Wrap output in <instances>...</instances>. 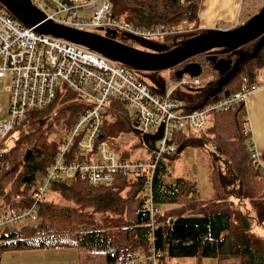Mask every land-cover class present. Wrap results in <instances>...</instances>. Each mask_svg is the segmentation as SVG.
Instances as JSON below:
<instances>
[{
    "label": "trees",
    "instance_id": "1",
    "mask_svg": "<svg viewBox=\"0 0 264 264\" xmlns=\"http://www.w3.org/2000/svg\"><path fill=\"white\" fill-rule=\"evenodd\" d=\"M112 2V17L136 26L171 29L187 21L190 32L168 36L174 46L206 31L200 26L201 0ZM247 48L253 53L255 46L250 43ZM208 66L206 95L198 107L206 103L208 95L207 102H215L240 91L245 80L253 83L257 69L264 66V46L214 94L211 92L219 86L221 74L213 63ZM177 67L179 75L175 78L185 68ZM90 106L71 89L58 91L51 105L31 111L15 127L18 136L12 146L0 144L4 216L11 210L31 207L34 191L58 160L60 147L80 114ZM105 110L101 129L104 137L122 135L133 128L128 108L118 97H113ZM50 119L66 129L64 139L52 138L56 131L54 125H46ZM247 122L246 107L241 103L214 113L210 127L198 137L192 130L175 134L179 147L215 146L212 155L225 167L220 179L222 186L230 188L227 195L198 199L195 186L183 178L167 181L169 165L163 157L152 178L153 198L161 210L153 217L147 205L146 175H121L112 184L94 186L85 176L59 172L50 189L55 196L49 197V191L37 206L39 222L1 228L0 264L6 251L58 248H76L78 264H152L153 256L159 264H166L167 257H193L197 264L204 258H215L218 264H264V235L256 230L264 229V167L254 156ZM28 151L36 155L33 161L26 159ZM62 173L71 181L58 179Z\"/></svg>",
    "mask_w": 264,
    "mask_h": 264
},
{
    "label": "built area",
    "instance_id": "2",
    "mask_svg": "<svg viewBox=\"0 0 264 264\" xmlns=\"http://www.w3.org/2000/svg\"><path fill=\"white\" fill-rule=\"evenodd\" d=\"M31 1L47 19L80 31L104 26L115 33L122 32L125 38L129 34L144 40L191 31L187 21L182 23V28L170 29L161 26L140 27L124 19L113 18L112 0H105L102 4H99L100 0ZM88 9L93 11L91 17H83L81 10ZM204 81L206 77L189 80L182 76L178 84L165 94H160L141 82L133 68L67 39L39 34L0 6V82L6 83L10 93V117L0 118V138H6L28 118L31 111L51 105L58 91L66 88L91 105L80 114L61 145L58 160L33 193L31 207L9 211L0 219V230L6 225L23 226L39 222L37 206L44 201L59 172L69 176H85L94 186L112 184L121 175H146L147 205L154 217L161 210L153 198L152 178L160 159L177 153L176 132L206 131L211 124V115L245 103L254 90L262 87L261 84L245 80L240 91L196 108L186 106L176 96V90L182 83L197 86ZM59 82L61 85H58ZM113 97H118L135 111L141 135L152 128L155 129L152 134L156 133L164 123L163 136L156 142L157 150L151 160L121 158L101 136L102 114ZM2 110L0 103V112ZM95 144H98L96 150ZM75 149L78 150L76 153ZM254 156L257 158L256 153ZM153 258L152 264H158L155 256Z\"/></svg>",
    "mask_w": 264,
    "mask_h": 264
},
{
    "label": "rangeland",
    "instance_id": "3",
    "mask_svg": "<svg viewBox=\"0 0 264 264\" xmlns=\"http://www.w3.org/2000/svg\"><path fill=\"white\" fill-rule=\"evenodd\" d=\"M105 0H100L99 4H102ZM264 7V0H244L241 3L240 12L238 14V20L233 23L219 21L216 27H221L223 29H231L236 24H244L249 21L253 16H255L262 8ZM92 9L81 10V14L83 17H91ZM183 25L177 26L175 29L182 28ZM189 27V24H188ZM185 28V27H184ZM107 27L99 26V27H91L88 29L89 32H95L104 36H113L118 40H121L124 37L122 32H117L115 34H109ZM171 38H168L166 35L154 36L146 40H150L157 44H168L171 43ZM132 41V40H131ZM133 46L136 48L144 49L145 46L137 41L131 42ZM200 65V64H199ZM179 66V65H178ZM179 68L177 66L164 69V70H137L133 69L136 77L143 83H145L148 87L156 92H167L168 89L174 87L181 81V76L179 78H175L178 74ZM179 75V74H178ZM208 75V76H207ZM184 77L189 80L193 79V76L190 73H184ZM205 77H210L208 72L203 71L198 78L204 79ZM256 78H264V66L257 69ZM8 82V81H7ZM205 81L202 85H193L190 83H182L176 90V93L179 95H183L187 97V99L182 98L183 103L186 106L191 104V106L201 105L203 102L205 92ZM61 85V82L58 83ZM0 103L2 105V111L0 112V118H8L10 117L9 107H10V93L6 89V83L0 82ZM126 105V104H125ZM129 118L133 123V128H129L130 130L122 135L109 136L106 135L104 140L107 145L110 147L115 154L124 159L131 160H144L149 161L153 158L154 152L150 150L143 142L142 136L140 134L141 127L139 124L135 123L136 113L135 111L128 105ZM107 108V106H106ZM106 111V110H105ZM105 113V112H103ZM212 116H210V121H212ZM104 119H106V115L104 114ZM108 121V120H107ZM47 126L54 125L55 133L52 138L56 137H64L67 135L66 129L63 128L62 125L56 124L52 119H50ZM105 125V123H104ZM154 128L149 134H152ZM194 135L196 137L199 136L201 131H195ZM18 136V128L13 129L6 139L0 138V144L3 142L7 147H10L14 144L16 137ZM142 139V140H141ZM98 148V144H95V150ZM179 148V147H178ZM215 150V146L212 143H209L207 147L205 145H189L186 146L180 153L175 154V156L171 159L164 157V160L168 162L169 165V176L167 177V181H175L178 178H183L190 185L195 186L196 188V196L198 199H212L215 198L218 194L227 195L230 188L227 186H222L223 182L220 179V173L225 170L223 164H221L215 157L212 155V151ZM36 158L34 153H31L28 160L33 161ZM215 178L217 181H215ZM58 179L63 180L66 179L71 181L68 175L62 173ZM55 196V192L53 190L50 191L49 197ZM2 197H0V218L4 216V208L2 207ZM102 217V216H100ZM4 227L2 226V229ZM259 233L264 235V229L257 227L256 229ZM16 251H6L3 254V257L11 254ZM143 252H145L143 250ZM5 255V256H4ZM2 257V259H3ZM167 264H197V258L188 257V258H171L167 257ZM137 264H142L137 263ZM159 264V263H158ZM200 264H218V261L215 258H204Z\"/></svg>",
    "mask_w": 264,
    "mask_h": 264
},
{
    "label": "water",
    "instance_id": "4",
    "mask_svg": "<svg viewBox=\"0 0 264 264\" xmlns=\"http://www.w3.org/2000/svg\"><path fill=\"white\" fill-rule=\"evenodd\" d=\"M0 3L6 10L21 24L28 28H34L39 34H48L58 38H64L74 43L86 46L98 51L117 62L137 70H164L185 63L189 59L212 51L217 48H224L223 53H232L238 58L233 64L231 59L213 60L214 69L220 71L225 76L220 80L219 86L211 94L220 92L225 84L240 70L241 64L248 59L254 58L264 46V7L249 21L241 26H235L231 29H208L205 32L182 41L173 48L169 46H158L152 41L144 40L133 35L126 34L128 39L137 41L144 46L157 49L153 53L136 48L132 45L122 43L109 36H104L95 32L80 31L75 28L67 27L47 19V16L38 9L31 0H0ZM109 34H115V31L109 30ZM258 40L253 53H247L242 47ZM196 68V69H194ZM229 70V71H228ZM199 64L186 66L180 73H191L193 77L199 76L202 72ZM209 95L207 97V101ZM206 101V102H207ZM164 123H162L154 134L144 133L142 139L144 144L152 151H156V142L163 136ZM103 136V135H101ZM184 149L180 146L177 153ZM32 152L28 151L26 159Z\"/></svg>",
    "mask_w": 264,
    "mask_h": 264
},
{
    "label": "crops",
    "instance_id": "5",
    "mask_svg": "<svg viewBox=\"0 0 264 264\" xmlns=\"http://www.w3.org/2000/svg\"><path fill=\"white\" fill-rule=\"evenodd\" d=\"M243 1L201 0L199 9L201 28L206 30L213 28L223 29L216 27L219 21L229 23L237 21ZM236 26H241V24H236ZM253 83L261 84L262 87L254 90L244 104L246 107L248 127L252 134L254 150L257 154L258 161L264 167V78H256ZM176 96L181 100H183L182 98L187 99V97L181 94L178 95L176 93ZM188 105L189 107L194 106H191V104ZM196 106L194 107L196 108ZM141 258H145V256H141ZM78 261L79 252L76 248H58L12 252L6 257H3L2 264H78Z\"/></svg>",
    "mask_w": 264,
    "mask_h": 264
},
{
    "label": "flooded vegetation",
    "instance_id": "6",
    "mask_svg": "<svg viewBox=\"0 0 264 264\" xmlns=\"http://www.w3.org/2000/svg\"><path fill=\"white\" fill-rule=\"evenodd\" d=\"M109 37H111V38H113V39H116V40H118L117 38H115V37H113V36H109ZM125 41H124V40ZM123 39H121V40H118V41H120V42H122V43H125V44H129V45H132V41H131V39H128V38H123ZM148 41H150V40H148ZM257 42H258V40H256V41H254L253 42V44H254V46H256V44H257ZM156 45H158V46H169V47H171V48H173L174 47V45H172L173 44V42H171V43H168V44H157V43H155ZM133 46V45H132ZM135 47V46H134ZM247 53H249L250 54V50L247 48V45L246 46H244V47H242ZM141 49V48H140ZM142 50H145V51H149V52H153V53H156V52H158L157 51V49H153L152 47H148V46H145V48L144 49H142ZM222 50H224V48H217V49H214V50H212V51H209V52H205V53H202V54H199V55H197V56H195V57H193V58H191V59H189L188 61H186L185 63H183V64H180V65H183L184 67H186V66H194V64L196 65V64H200V67L202 68V73H203V71H206L207 72V70H208V67H210V66H208L210 63H213V60L217 57L218 59H221V58H223V59H231L232 60V67L229 69V70H231L232 68H233V64H234V62L236 61V59L238 58V56H236V55H234V54H232V53H223V54H221V53H219V52H221ZM204 63H206V64H204ZM213 68H214V63H213ZM183 69V68H182ZM194 69H196V68H194ZM228 70V71H229ZM218 71V70H217ZM219 73L221 74V79L225 76V74L227 73H224V74H222L220 71H219ZM209 78V77H208ZM208 78L206 79V81L208 80ZM220 79V80H221ZM205 81V82H206Z\"/></svg>",
    "mask_w": 264,
    "mask_h": 264
},
{
    "label": "bare ground",
    "instance_id": "7",
    "mask_svg": "<svg viewBox=\"0 0 264 264\" xmlns=\"http://www.w3.org/2000/svg\"><path fill=\"white\" fill-rule=\"evenodd\" d=\"M154 152V151H153Z\"/></svg>",
    "mask_w": 264,
    "mask_h": 264
}]
</instances>
